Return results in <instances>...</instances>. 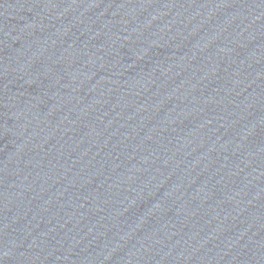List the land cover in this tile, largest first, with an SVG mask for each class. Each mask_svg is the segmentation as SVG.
I'll list each match as a JSON object with an SVG mask.
<instances>
[{"label": "water", "instance_id": "obj_1", "mask_svg": "<svg viewBox=\"0 0 264 264\" xmlns=\"http://www.w3.org/2000/svg\"><path fill=\"white\" fill-rule=\"evenodd\" d=\"M0 264H264V0H0Z\"/></svg>", "mask_w": 264, "mask_h": 264}]
</instances>
